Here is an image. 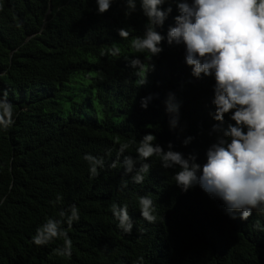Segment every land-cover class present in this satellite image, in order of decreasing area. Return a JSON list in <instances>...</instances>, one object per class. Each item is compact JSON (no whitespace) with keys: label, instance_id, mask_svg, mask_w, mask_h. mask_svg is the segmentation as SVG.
I'll use <instances>...</instances> for the list:
<instances>
[{"label":"trees","instance_id":"obj_1","mask_svg":"<svg viewBox=\"0 0 264 264\" xmlns=\"http://www.w3.org/2000/svg\"><path fill=\"white\" fill-rule=\"evenodd\" d=\"M169 6L172 12L157 29L165 36L163 51L130 55L143 62L139 70L108 49L116 45L126 55L133 38L143 36L147 18L140 0L130 15L124 0H115L104 14H98L96 0H0V90L15 106V123L0 129V264H264V215L254 210L241 220V213H228L199 185L183 192L174 180L179 169H164L157 156L145 161L151 167L141 184L132 181L134 173L110 167L121 144H129L121 163L124 156L137 160L136 147L146 134L165 151L171 143L203 165L207 149L222 135L213 131L214 77H193L185 47L167 44L179 14L175 0L163 8ZM121 28L128 38L118 35ZM143 73L147 82L137 87ZM75 80L98 90L100 119L81 116L76 102L66 107L65 93ZM170 98L179 105L175 129L166 111ZM230 115L225 130L234 124ZM87 154L104 159L95 177ZM141 196L153 200L155 223L141 217ZM113 203L128 206L130 234L118 228ZM73 204L80 219L71 228L63 225L71 256L56 253L63 239L35 245L37 229L48 219H63L60 212Z\"/></svg>","mask_w":264,"mask_h":264},{"label":"clouds","instance_id":"obj_2","mask_svg":"<svg viewBox=\"0 0 264 264\" xmlns=\"http://www.w3.org/2000/svg\"><path fill=\"white\" fill-rule=\"evenodd\" d=\"M115 0H96L98 14L106 13ZM130 15L136 9V0H124ZM171 0H140L143 15L147 18L143 36L133 38L131 45L137 53L147 52L158 56L163 48L165 36L157 30L164 25L172 12L165 3ZM179 14L174 18L175 26L167 31V44L185 47V62L191 67V75L197 79L211 76L215 79V113L213 131L222 133L206 151V162L201 165L197 157L174 151L171 143L167 151L156 144V137L146 134L136 147L137 160L119 157L129 147L121 144L117 160L110 167H122L125 175L133 174L132 181L141 184L150 164L145 161L153 156L160 159L164 169L178 168L174 175L175 184L183 192L195 185L210 197L220 200L228 213H241L240 219L247 220L255 210L264 215V0H175ZM121 38H128L129 32L118 29ZM120 49L113 45L108 52L115 56ZM102 55L104 52L101 53ZM129 66L143 70L139 57L131 59ZM154 67V66H153ZM2 75V74H0ZM139 76V71L137 72ZM146 76L137 79V87L146 84ZM151 97L142 99L141 107L146 109ZM15 106L9 102L8 93L0 90V129L7 130L14 123ZM170 115V126L175 129L179 122V105L166 102ZM230 115L234 124L223 129L224 117ZM191 137L185 139V146ZM89 164L91 176H97L98 169L105 167L103 158L91 154L84 156ZM139 162L140 167L135 168ZM127 187L122 180L121 189ZM62 197H57V201ZM55 203V202H52ZM141 217L148 223H155L157 216L150 196L138 198ZM113 217L118 228L130 234L133 228L128 206L113 203ZM63 219H48L36 231L32 242L44 246L54 239H63L62 248L56 249L60 256H71L72 241L66 223L71 228L79 221L80 213L76 205L60 212ZM235 219V217H232ZM142 259V258H141Z\"/></svg>","mask_w":264,"mask_h":264},{"label":"rangeland","instance_id":"obj_3","mask_svg":"<svg viewBox=\"0 0 264 264\" xmlns=\"http://www.w3.org/2000/svg\"><path fill=\"white\" fill-rule=\"evenodd\" d=\"M119 54L120 56H124L127 59H131L130 55L132 54L134 57L139 55L140 53H137L134 49L129 51L128 54L124 55L122 51L124 50L123 48H120ZM142 76L147 75L145 73L142 74ZM87 82H81L79 80H75L70 84V87L68 89V92L65 93L66 96V107L69 108L72 102L77 103V108L76 111L81 114L83 117H97L98 119L101 118V104L100 101L97 97V92L98 90H90L89 88L86 87ZM111 100H116L117 99V94L116 96L114 94H111L110 96ZM120 107L118 104L115 105V109L119 111ZM73 110V108H72Z\"/></svg>","mask_w":264,"mask_h":264},{"label":"water","instance_id":"obj_4","mask_svg":"<svg viewBox=\"0 0 264 264\" xmlns=\"http://www.w3.org/2000/svg\"><path fill=\"white\" fill-rule=\"evenodd\" d=\"M52 7V6H51Z\"/></svg>","mask_w":264,"mask_h":264}]
</instances>
